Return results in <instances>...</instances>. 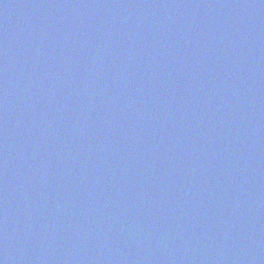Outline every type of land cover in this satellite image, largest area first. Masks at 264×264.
I'll return each instance as SVG.
<instances>
[{
    "label": "water",
    "instance_id": "1",
    "mask_svg": "<svg viewBox=\"0 0 264 264\" xmlns=\"http://www.w3.org/2000/svg\"><path fill=\"white\" fill-rule=\"evenodd\" d=\"M0 264H264V0H0Z\"/></svg>",
    "mask_w": 264,
    "mask_h": 264
}]
</instances>
